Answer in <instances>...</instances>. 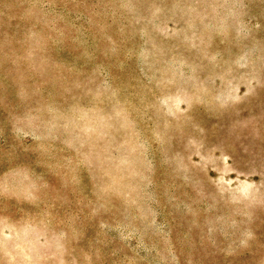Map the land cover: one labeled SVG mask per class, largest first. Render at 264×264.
Listing matches in <instances>:
<instances>
[{
    "label": "rangeland",
    "instance_id": "1",
    "mask_svg": "<svg viewBox=\"0 0 264 264\" xmlns=\"http://www.w3.org/2000/svg\"><path fill=\"white\" fill-rule=\"evenodd\" d=\"M0 264H264V0H0Z\"/></svg>",
    "mask_w": 264,
    "mask_h": 264
}]
</instances>
